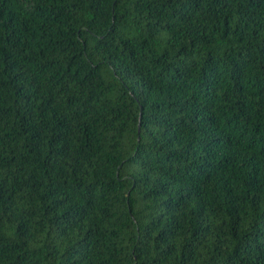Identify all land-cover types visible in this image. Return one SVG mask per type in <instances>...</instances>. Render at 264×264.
<instances>
[{
    "label": "trees",
    "instance_id": "1",
    "mask_svg": "<svg viewBox=\"0 0 264 264\" xmlns=\"http://www.w3.org/2000/svg\"><path fill=\"white\" fill-rule=\"evenodd\" d=\"M0 264H264V0H0Z\"/></svg>",
    "mask_w": 264,
    "mask_h": 264
}]
</instances>
